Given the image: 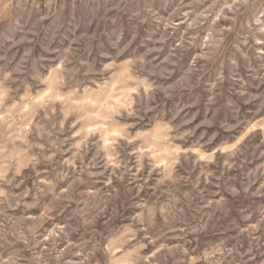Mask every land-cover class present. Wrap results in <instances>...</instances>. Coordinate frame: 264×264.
I'll list each match as a JSON object with an SVG mask.
<instances>
[{
  "label": "rangeland",
  "instance_id": "rangeland-1",
  "mask_svg": "<svg viewBox=\"0 0 264 264\" xmlns=\"http://www.w3.org/2000/svg\"><path fill=\"white\" fill-rule=\"evenodd\" d=\"M0 264H264V0H0Z\"/></svg>",
  "mask_w": 264,
  "mask_h": 264
}]
</instances>
